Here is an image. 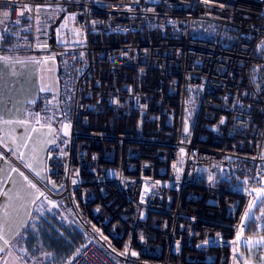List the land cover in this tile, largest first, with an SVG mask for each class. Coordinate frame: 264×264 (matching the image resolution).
<instances>
[{
  "label": "built area",
  "instance_id": "obj_1",
  "mask_svg": "<svg viewBox=\"0 0 264 264\" xmlns=\"http://www.w3.org/2000/svg\"><path fill=\"white\" fill-rule=\"evenodd\" d=\"M17 17L0 57L57 59L31 112L61 120L35 178L87 233L68 264H264L234 240L264 172V0H0ZM245 234L263 249L264 198Z\"/></svg>",
  "mask_w": 264,
  "mask_h": 264
},
{
  "label": "rangeland",
  "instance_id": "obj_2",
  "mask_svg": "<svg viewBox=\"0 0 264 264\" xmlns=\"http://www.w3.org/2000/svg\"><path fill=\"white\" fill-rule=\"evenodd\" d=\"M13 56L14 55H7L0 57V71H6L9 68H14L13 65L15 64L11 63L10 60ZM23 56H32L34 57V60H27L29 62L28 69H25V73L21 79L23 81H20L19 83L17 82L16 85H12V87H15L12 90V99L10 101L12 104H15V107H19L17 105L19 104L22 108L15 111L18 114V118L16 117V120L5 121L6 128H4L5 136H3V138L9 139V141L7 140L9 145L16 148V150L18 149V153H20L19 157L28 167L30 173L18 167H14L11 171V177L8 179L6 190L8 191L11 184L14 182L13 179H15L16 184H18V189L23 191V197L29 199L32 204L35 205V203H38V205H40L39 208H45L46 210L52 208L63 209L60 205H51L43 200L40 195V193H42L41 188L35 178L37 177L41 180H45L47 177L45 170V154L51 143L60 141L61 139L63 140V137L60 134L61 120L59 117H54V119L44 117L42 121L35 122L29 109H26L27 98H29L39 87H41V90H49L53 94L58 93L60 85L59 79L58 76L56 77V75H54L57 59L54 55L40 58L27 53L19 54L18 57ZM1 67L4 69L1 70ZM40 80L41 83L39 84ZM24 115L27 116L25 117ZM28 157L35 159V166L29 162ZM198 166L200 169L204 168L206 164H198ZM33 185H35V187H33ZM40 198L46 204L42 203ZM63 211L69 216L64 209ZM69 217L71 218V216ZM55 239L58 240V238ZM242 242L246 244L251 243L252 251H258L262 256L264 255V246L263 249L261 247L257 248L256 245L252 243V239L249 234H245V236L242 237ZM64 250V248H61V251L58 250L56 256H53L52 252L54 250H45L43 246L42 248L36 246L35 249L28 252L30 258H28L27 262L28 264H58L61 262Z\"/></svg>",
  "mask_w": 264,
  "mask_h": 264
},
{
  "label": "crops",
  "instance_id": "obj_3",
  "mask_svg": "<svg viewBox=\"0 0 264 264\" xmlns=\"http://www.w3.org/2000/svg\"><path fill=\"white\" fill-rule=\"evenodd\" d=\"M15 55L12 58L9 57L11 63L15 64L13 65L14 68L0 71V264H28L30 246L23 235V228L31 219L33 209L37 204L35 203L34 205L29 199L23 197V191L18 189V184H16L15 179H13V185L11 184L8 191L6 190L7 182L12 175L11 171L14 166L11 161L5 157L1 145L20 154L18 153V149L16 150V148L9 145V139L3 138V136H5L4 128H6L5 121L16 120L18 114L15 111L22 108L19 104H17L19 107H15V104H12L10 101L12 99V90L15 87H12V85H16L17 82L23 81L21 79L25 73V69H28L29 62L27 60H34L32 56L18 57L19 54ZM3 69L4 68L1 67V70ZM54 75L57 77V65ZM40 83L41 80L39 81V84ZM40 90L41 87L36 89L34 93L27 98L26 109L28 108L31 114L32 104ZM24 116L26 117L27 115ZM44 117L53 119L54 117H59L57 106L55 105L52 111L48 112ZM28 160L33 166L36 165V161L32 157H28Z\"/></svg>",
  "mask_w": 264,
  "mask_h": 264
},
{
  "label": "trees",
  "instance_id": "obj_4",
  "mask_svg": "<svg viewBox=\"0 0 264 264\" xmlns=\"http://www.w3.org/2000/svg\"><path fill=\"white\" fill-rule=\"evenodd\" d=\"M61 16L52 18L50 31L55 32L56 25ZM28 18H13L7 25L0 27V40L2 44H14L18 37L28 34ZM42 203L46 204L41 198ZM38 203L33 209L32 217L23 228V235L27 239L30 250L39 246L45 250H54L56 256L58 250L64 248L61 262L58 264H68L71 257L82 247L87 239L85 230L63 209L52 208L46 210L39 208ZM65 213V214H64ZM248 230V229H247ZM58 234V235H57ZM55 238H58L56 240ZM58 249V250H57Z\"/></svg>",
  "mask_w": 264,
  "mask_h": 264
},
{
  "label": "water",
  "instance_id": "obj_5",
  "mask_svg": "<svg viewBox=\"0 0 264 264\" xmlns=\"http://www.w3.org/2000/svg\"><path fill=\"white\" fill-rule=\"evenodd\" d=\"M250 188L254 191V196L246 209L239 231L234 238V240L237 242V246L239 245L242 237L245 235V230L254 207L261 198H264V172L260 177V184L258 186H253Z\"/></svg>",
  "mask_w": 264,
  "mask_h": 264
},
{
  "label": "snow or ice",
  "instance_id": "obj_6",
  "mask_svg": "<svg viewBox=\"0 0 264 264\" xmlns=\"http://www.w3.org/2000/svg\"><path fill=\"white\" fill-rule=\"evenodd\" d=\"M221 123H223V121H221ZM33 187H35V185H33ZM40 195H43V193H40ZM133 255H135V253H133Z\"/></svg>",
  "mask_w": 264,
  "mask_h": 264
}]
</instances>
